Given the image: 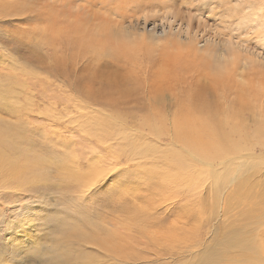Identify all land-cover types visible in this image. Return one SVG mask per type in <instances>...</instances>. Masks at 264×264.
Segmentation results:
<instances>
[{"label":"rangeland","instance_id":"obj_1","mask_svg":"<svg viewBox=\"0 0 264 264\" xmlns=\"http://www.w3.org/2000/svg\"><path fill=\"white\" fill-rule=\"evenodd\" d=\"M92 1L0 0V121L47 159L0 176V264H264V23L228 44L243 69L206 53L256 0Z\"/></svg>","mask_w":264,"mask_h":264},{"label":"bare ground","instance_id":"obj_2","mask_svg":"<svg viewBox=\"0 0 264 264\" xmlns=\"http://www.w3.org/2000/svg\"><path fill=\"white\" fill-rule=\"evenodd\" d=\"M58 1L59 0H49L48 3L52 6H54L56 4V8H60L58 3L60 5L63 4L64 7L69 8V5H70L69 3L66 2L67 3L66 4L65 2H63L64 0H62L61 2H58ZM88 1L90 4H91V2H93L92 0H88ZM120 1H122V3H124V1H126V0H120ZM134 1L137 2V4L140 3V0H134ZM122 3L118 4L117 6H114L113 3H112V5H110L111 3L109 4L108 1L106 0V2H103L101 4V8H105V10L109 12L110 16L115 17V18L116 17L120 18V17H122V12L120 10V8H121L120 5ZM185 3H186V5L184 7L185 10H186V7L188 10L190 9L188 11V13L191 12L193 14H195V13L199 14L200 11L198 10V7L194 6L192 1L185 2ZM162 4H164L163 7L167 8V9H172V12H169V13L166 12L165 16L161 17V19L168 21L167 22L168 24L171 22V20L176 22V21L181 20V17L185 16L183 14H182L183 16L181 15V8L180 7L177 8L174 5H172V8H171L168 3L162 2ZM256 7L258 8V11H249V13L248 12L244 13L242 11H235L230 16V18H231L230 20H226V19L221 20L223 23L221 33L224 36V38L226 37L225 40H227V41H224L222 43L221 51H219V49L217 52H214V51L213 52H207L206 51V53L211 54L213 60L216 63H218L219 66L225 67L226 69H228L232 72H236L240 68L243 69L247 65L246 59L240 58L236 54L231 52L229 47H228V44L230 46H234V45L237 46L238 45V42H237L238 39L248 40L250 37L248 29L251 27V24H250L251 21L256 22V24H258V25H261L260 23H264V18H263L264 17V0H256V2L254 1L253 8L255 9ZM191 8H193V9H191ZM158 16H160V15H158ZM195 17H196V15H195ZM187 20H188V22L185 23L186 24L185 28L182 29L184 37H186L187 40H189V42H187V43L190 44V46L188 44H186L187 45L186 50H188L194 54H197L196 51H199L200 48H199V46H197V43L192 44V40L194 38V37H192V35H194V34L191 33V31H192V27H191L192 16H188ZM261 37L264 39V31L261 33ZM233 39H235L236 42L232 41ZM212 41L214 42V40H212ZM131 94H133V93H130V95ZM21 133H24V132L22 130H19L15 126H12L11 123L0 121V176L10 177L12 179L19 180V178H22V179L27 178L26 177L27 174L32 173V177H37L38 175H36L35 172H37L40 169H43L44 166H46L45 164L47 163V159L45 157H43L41 154H39V152L34 151V148L27 143V141H28L27 137H22ZM123 139H125V136H121L120 138H117L116 140L118 141V140H123ZM109 145H107V147H109ZM242 166H243L242 164H239V163L237 164V170L232 177L228 178V180H227L228 183L229 182L230 183L235 182L236 178L241 173V167ZM70 172H71V170H66V173L68 176H73L72 174H70ZM223 183H224V179H222L221 181H218V180L216 181V184L218 186H221ZM113 225L117 226V224H115V222L113 223ZM106 234H108V232ZM83 240H86V239H83ZM87 240L88 241L86 242V244L91 243L95 247H100V246L105 245L107 248L112 249L111 240H110V238H107L106 236H104L102 238V241L92 240L91 237L87 238ZM11 243H9V244H11ZM230 243L233 245H238V246L245 245V242H243L240 234H235L233 236V238L230 240ZM86 244H85V246H86ZM12 245H18V243L13 242L11 244V246ZM11 246L10 245L7 246L6 251H8V253H6V254L10 255L11 258H12V256H18V254L15 253V251L13 250V247H11ZM31 247L32 246H30L28 248L30 249ZM105 254L112 257L113 253L107 252ZM74 255H75L74 256L75 264H96L94 262H96L97 259H99V260L100 259H106L105 257L99 258L100 256H98V255L94 254L92 256V254L90 255L87 253L86 254L87 256L85 254L84 255L87 258L89 257V259H90V257H92L94 260H90L88 262L84 261L82 263L81 262L82 255L79 253L74 254ZM216 256H220V251L218 249L210 250L206 254L207 259H209L211 257H216ZM15 258H17V257H15ZM99 260H98V262H99ZM6 262H8V261H6ZM98 264H100V263H98Z\"/></svg>","mask_w":264,"mask_h":264},{"label":"snow or ice","instance_id":"obj_3","mask_svg":"<svg viewBox=\"0 0 264 264\" xmlns=\"http://www.w3.org/2000/svg\"><path fill=\"white\" fill-rule=\"evenodd\" d=\"M115 170H116L115 168H112V169H111L112 172H114ZM106 175H107V173H106Z\"/></svg>","mask_w":264,"mask_h":264}]
</instances>
